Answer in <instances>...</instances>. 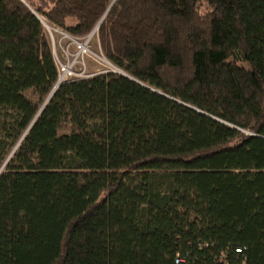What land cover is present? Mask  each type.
<instances>
[{
  "label": "trees",
  "instance_id": "16d2710c",
  "mask_svg": "<svg viewBox=\"0 0 264 264\" xmlns=\"http://www.w3.org/2000/svg\"><path fill=\"white\" fill-rule=\"evenodd\" d=\"M0 169V264H264V0H0Z\"/></svg>",
  "mask_w": 264,
  "mask_h": 264
},
{
  "label": "built area",
  "instance_id": "2783aa9c",
  "mask_svg": "<svg viewBox=\"0 0 264 264\" xmlns=\"http://www.w3.org/2000/svg\"><path fill=\"white\" fill-rule=\"evenodd\" d=\"M45 27L46 31L52 35L51 30H54V27L50 28L47 25ZM55 31L61 33L62 39L64 37V39H66L65 44L59 47L60 56L56 54L55 44L52 42L53 46L51 47V52L54 56L55 64L58 69L57 79L63 83L66 82V80L88 78L89 76L93 75L89 72L88 66L85 64L84 56L93 54V52L89 49V41L93 35L97 36V30L93 31L91 34L89 33L83 38L73 37L65 31ZM70 46L74 47V51L70 49Z\"/></svg>",
  "mask_w": 264,
  "mask_h": 264
},
{
  "label": "rangeland",
  "instance_id": "374dc122",
  "mask_svg": "<svg viewBox=\"0 0 264 264\" xmlns=\"http://www.w3.org/2000/svg\"><path fill=\"white\" fill-rule=\"evenodd\" d=\"M55 30L62 31V30H60L58 28H54V30H51L52 35H50V33H48L49 41H50L51 47L53 46L52 42L55 44L56 54L58 56H60L59 55V44L61 42H63L65 44V42H66L65 40L66 39H64L65 37L62 39L61 33L56 32ZM62 32H64V31H62ZM89 42H90L89 43V45H90L89 49L94 54V55L93 54H88V55L84 56V61H85L86 66H88L89 72L91 74H93V75L101 74V73H104V72H110L112 70H115L114 72H117V69H115V67H113V65L112 66L108 65L109 63L107 62V60L104 58L103 54L101 53V51L99 49V42L97 40V36L93 35V37L91 38V40ZM70 49L72 51H74V47L73 46H70ZM60 132H67V129L66 128H62L60 130Z\"/></svg>",
  "mask_w": 264,
  "mask_h": 264
},
{
  "label": "water",
  "instance_id": "95a60500",
  "mask_svg": "<svg viewBox=\"0 0 264 264\" xmlns=\"http://www.w3.org/2000/svg\"><path fill=\"white\" fill-rule=\"evenodd\" d=\"M111 4L112 3H110V5H109V8H108V10L110 9V7H111ZM107 10V11H108ZM106 11V12H107ZM103 17V16H102ZM101 17V19L98 21V23H97V25L92 29V31L90 32V34L93 32V31H95V30H97L98 29V27H99V24L101 23V21L103 20V18ZM46 26V25H45ZM98 31V30H97ZM114 67V66H113ZM115 69H117V68H115ZM113 72L115 71V70H112ZM111 71V72H112ZM116 73H118V74H120L121 76H126V77H128V78H130L131 80H133V81H135L131 76H129V75H127L125 72H122L121 70H119V69H117V72ZM136 82V81H135ZM62 82H60V80H57V82L55 83V85H54V87L52 88V90H51V92H50V94L46 97V99L43 101V105H42V107L40 108V110L43 108V106L46 104V102L50 99V97L52 96V94L55 92L54 90L61 84ZM144 86V85H143ZM145 87V86H144ZM39 110V111H40ZM38 111V112H39ZM37 115V114H36ZM8 159V158H7ZM6 159V160H7ZM1 170V169H0Z\"/></svg>",
  "mask_w": 264,
  "mask_h": 264
},
{
  "label": "crops",
  "instance_id": "0c3cea01",
  "mask_svg": "<svg viewBox=\"0 0 264 264\" xmlns=\"http://www.w3.org/2000/svg\"><path fill=\"white\" fill-rule=\"evenodd\" d=\"M60 43V42H59ZM64 45V43L63 42H61L60 44H59V47H61V46H63Z\"/></svg>",
  "mask_w": 264,
  "mask_h": 264
},
{
  "label": "bare ground",
  "instance_id": "6f19581e",
  "mask_svg": "<svg viewBox=\"0 0 264 264\" xmlns=\"http://www.w3.org/2000/svg\"><path fill=\"white\" fill-rule=\"evenodd\" d=\"M108 65H110V64H108ZM112 66V65H111Z\"/></svg>",
  "mask_w": 264,
  "mask_h": 264
}]
</instances>
